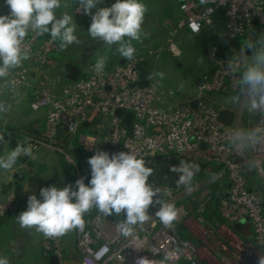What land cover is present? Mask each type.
<instances>
[{"label":"built area","instance_id":"built-area-1","mask_svg":"<svg viewBox=\"0 0 264 264\" xmlns=\"http://www.w3.org/2000/svg\"><path fill=\"white\" fill-rule=\"evenodd\" d=\"M0 1L5 3V0ZM179 11L178 28L200 34L217 22H223L222 36L226 41L225 45L217 42L208 45L206 60L212 68L211 77L202 79L189 101L169 110L161 105L165 98L175 93L174 88L166 92L152 82L140 86L142 66L150 59H159L163 50L149 51L135 55L134 60L106 66L101 75H96L93 63L80 78L69 80L57 73L58 61L54 53L59 51V42H52L49 36L30 34L25 41L30 59L12 76L18 90L21 87L29 89L31 108L45 109L47 115L43 128L24 131V141L33 145V151L49 149L65 156L74 149L76 139L86 158L97 150L110 154L131 150L148 162L156 159L177 165L182 159L195 162L200 170L190 192L183 186L150 179L154 186L163 190L165 201L177 205L178 222L187 218L196 223L195 216L203 218L201 212L209 199L205 187L227 177L229 186L222 199L221 213L232 221H250L253 235L250 239H242L226 226L225 235L231 241L226 243L217 237L219 229L204 223L200 226L202 230L198 228L199 233L211 239L196 244L184 239L176 225L173 229L165 227L155 217L157 208L150 206L151 225L147 223L134 238L124 240L114 232L117 220L113 216L105 220L97 213L84 221L79 244L80 264H133L138 256L163 259L169 252L176 253L172 264H257L258 256L264 254V196L258 193L253 175L264 179V144L242 150L231 142L238 130L264 129V115L251 111L245 121L243 106L234 102L241 67L235 63L228 67L232 55L240 49L238 39L248 38L257 26L263 29L264 0H214L210 4L182 0ZM8 12L9 9L1 15ZM76 12L86 15L82 10ZM219 49L225 52L224 56L218 55ZM167 50L176 58L182 54L181 47L173 39ZM36 67L38 76L34 79L31 76ZM62 79L66 82L62 83ZM211 94H222L232 101L217 108L210 100ZM193 101L197 102L196 106L191 104ZM222 108L235 111L232 124L220 122ZM116 110H121L122 115H116ZM126 114H131L129 122L125 121ZM98 127L101 133H94L92 129ZM252 160L258 161L260 167L248 166L246 162ZM70 162L80 169L77 159L72 158ZM15 202L13 194L0 202V218L16 207ZM196 202L200 205L197 209L194 208ZM190 232L193 234L192 230ZM52 239L53 242L45 245L49 251L47 255H56L60 260L56 264H64L59 238ZM129 244L142 249L137 251ZM150 249L159 255L154 256Z\"/></svg>","mask_w":264,"mask_h":264},{"label":"clouds","instance_id":"clouds-1","mask_svg":"<svg viewBox=\"0 0 264 264\" xmlns=\"http://www.w3.org/2000/svg\"><path fill=\"white\" fill-rule=\"evenodd\" d=\"M70 3L76 10L90 15L87 33L91 39L101 42L126 60L135 59L133 41L142 43L150 37L143 27L148 12L143 0H115L107 7H99L104 0H70ZM210 3L214 0H201V4ZM5 4L9 12L0 15V95L7 92L10 96H18L12 74L30 59V49L25 45L30 34L49 36L52 42H59L61 51L74 44L80 45L82 40L76 34L78 25L73 15L66 10L68 0H5ZM62 8L65 10L61 11ZM108 60L107 55L95 57L93 69L96 75L104 72ZM233 63L241 67L234 99L252 112L264 115V35L260 34L255 41L250 37L244 40L229 60L228 67L231 68ZM164 75L163 72L153 71L149 79L159 77L162 80ZM10 108L8 100L0 99V116H7ZM231 142L242 150L264 144V129L238 130ZM5 143H8L5 135L0 134V145ZM22 155H33L31 143H17L11 151L0 156V170L13 169ZM246 163L250 167H260L256 160ZM87 164L91 173L87 184L85 177H80L74 184L64 187H42L39 199L35 194L28 196L26 210L16 216L17 223L47 238H56L73 230L83 231L85 215L95 210L105 220L122 215L123 219H118L113 225L114 232L124 240H131L153 218L149 213L151 206L157 208L155 217L165 227L174 228L178 222V209L174 203L162 198L160 187L150 182L154 170L146 166L143 158L131 150L111 154L97 150L88 158ZM199 170L197 163L183 159L179 165L170 168L178 175L176 185L189 192ZM134 248L137 251L142 249ZM150 251L154 256L159 255L152 249ZM174 255L175 252H169L163 259L138 256L133 264H172ZM0 264H11V260L0 255ZM257 264H264V254L258 256Z\"/></svg>","mask_w":264,"mask_h":264},{"label":"crops","instance_id":"crops-1","mask_svg":"<svg viewBox=\"0 0 264 264\" xmlns=\"http://www.w3.org/2000/svg\"><path fill=\"white\" fill-rule=\"evenodd\" d=\"M181 1L182 0H143V2L148 7V12L146 13L143 27L148 28L147 32L150 33V37L144 39L142 43L133 41V46L136 48L135 55L154 50H163L159 59H150L144 65L143 70L146 72L148 78L153 71H156L155 67L158 62H161L165 57L168 60L167 47L169 41L172 39L175 40L185 52H188L189 49V52L192 54L191 56H195L197 59V65H178L179 68L183 70L182 74L186 79L179 83L176 88H174L176 90L174 93L175 96L171 95L168 96V99H164L168 103L163 102L162 106L166 108H172L174 104L180 105L191 99L199 84L196 82L197 78L200 77L202 81L205 74L209 71V66L206 60L208 45L212 42L225 45L226 41L221 38L225 31L223 22H217L214 26L204 29V31L200 34H193L187 28H178L177 23L180 16L179 4ZM68 2L69 7L66 10L73 15L75 23L78 25L76 34L80 38H91L87 31L84 32L83 36H81L79 33L82 28L88 29L90 26V15H86L87 17L79 16L76 12L75 6L71 5L70 0H68ZM113 3H115V0H104V3L99 5V7L111 6ZM7 9V5L0 1V15ZM64 10L65 9L63 8L61 9V11ZM92 12L94 13L95 9H93ZM85 18L89 20V24L85 22ZM96 42L98 43V41ZM94 43L95 40H91L89 41L88 45L91 46ZM58 54L59 61H63V64L68 61L75 62L82 68L83 71L89 65L95 63V57L99 55H107L109 57L107 66L114 64V61L117 58L120 60L123 59L118 54H115L114 50H110L108 48H106V51L103 52V54L92 55L89 58L82 55L85 54L82 51L79 55H63L60 51ZM57 73L61 74L59 64ZM36 76H38L37 67L34 68L31 77L35 79ZM165 81L166 78L162 82ZM150 82L156 83L158 86L163 88L162 85L158 84V77L150 79ZM18 92V96H12V100H8L9 104L13 108L18 105V102H20L22 103L20 107H25V110L23 109V116L20 114V116H15L13 118V115H9V113L7 116H0V134H4L5 140L8 141V143L0 145V156H3L6 151H11V149L14 148L17 143L26 144L23 136L24 131L43 128L46 119L47 111L45 109L33 110L31 108L30 92L27 87H21ZM1 96L2 95H0V99ZM217 96V94H211L210 100L215 106L220 108L224 105L221 104L218 106ZM57 157L58 156L56 152L49 149L33 151V155L31 157L22 155L18 159L13 169L9 171L0 170V195L7 193L9 190H13L18 192L21 197L28 198V196L31 194H39L42 187L58 185V182L54 177L48 178L45 173H43V171L45 172V170H48L49 168L59 169L63 172L61 162ZM45 178L48 179L46 180ZM24 210L26 209H22L21 211ZM20 212L9 216L7 224L8 230L11 232V242L15 245L14 249L12 250V263H28L21 262L20 258H22V256H25L26 258L29 252L33 255H37L36 260H31L35 261V264H50L49 259L44 257L40 247L41 237L43 234L34 230H32L30 234L24 233L19 228L16 221V216Z\"/></svg>","mask_w":264,"mask_h":264},{"label":"rangeland","instance_id":"rangeland-1","mask_svg":"<svg viewBox=\"0 0 264 264\" xmlns=\"http://www.w3.org/2000/svg\"><path fill=\"white\" fill-rule=\"evenodd\" d=\"M79 16L87 17L86 15H79ZM85 20H86L85 22H87V24L90 23L87 18H85ZM144 30L147 31L148 28H144ZM86 31H87V28H85V29L82 28L79 33H80L81 36H83L84 32H86ZM204 38H207V37H204ZM81 40H82V43L80 45H75L74 44V45L70 46L69 48H67L64 51H61L60 49H59V51L63 55L64 54H66V55L78 54L79 55V54H81V51H82V52L85 53V54H82V55H84V56H86L88 58L90 56H92V55L103 54V52L106 51L107 47L104 44H102L101 42H99V41H98V43L95 41V43L93 45L89 46L88 43H89V41L92 40L91 38H81ZM181 49H182V47H181ZM84 50H86V51H84ZM189 51L190 50L188 49V52L187 51L185 52L182 49V54H181V56L179 58H176V57L172 56L168 52V60L165 57L164 59H162L161 62L157 63V65L155 67V70L157 72H163L165 74L164 78L162 80L158 77L159 78L158 84L162 85L166 92H168L169 88H176V86L179 83H181L183 80L186 79L185 76H183V74H182L183 70L180 69L179 66H178L179 64H183L185 66H187V65H197L198 64L197 59L195 58V56H191L192 54ZM26 65L27 64H24L23 67H25ZM165 78H166V81L162 82V81H164ZM30 80H33V79H30ZM61 82L64 83L66 81H64V79H62ZM175 92H176V90H175ZM217 95H218L217 96L218 97V102H217L218 106L221 105V104H223V105L230 104V102L232 101L231 99H228L226 96H224L222 94H217ZM173 96H175V95L173 94ZM1 99H6V100L10 99V100H12V96H10L7 92H5L4 95L1 96ZM166 99H168V97ZM163 102L165 103L167 101L163 100ZM234 102L236 104H238L237 101H234ZM21 104L22 103L18 102V105L16 107L12 108V106H11L9 115H13V118L15 116H20V114L23 116L25 107L21 108L20 107ZM236 104H234V106ZM179 106H180L179 104L178 105L174 104V106H172V108H166V107L161 105L162 108L168 109V110L177 108ZM215 107H217V106H215ZM242 109H243V114L242 115H243V117H245V121H247L251 110L246 108V107H243ZM92 130L94 131V133H99L100 132L99 131L100 130L99 127L96 128V129H92ZM74 138H76V137H74ZM74 141H75L74 143L76 144V139ZM67 153H68L67 154L68 156H65L64 154L56 152V154L58 156L57 158L60 160V162L62 160L66 161L72 168L75 169V174H76L77 179L80 178V177H84L81 169L77 170L73 166V164L70 162V160L72 158L76 159L74 154L69 152V151ZM77 163H78V161H77ZM43 173H45V175L48 178L49 177L50 178L54 177L56 179V181L58 182V185H56L57 187H64V186L67 185L66 177H65L64 173L61 170L49 168L48 170H45V172L43 171ZM253 175H254V181L256 183L255 187H256L258 193L260 191L263 194V196H264V179L258 177L257 174H255V173ZM11 194L14 195V198L16 200V202H15L16 203V207L13 210H11V211H7L0 218V255L8 256L10 260L12 258V250L14 249L15 245L11 242V239H10L11 238L10 237L11 236V232L8 230V225H7L8 224V218L12 214L18 213L22 209H26V207H27V199H28V198L21 197L20 194L18 192H16V191L9 190L7 193L0 195V202L1 201L3 202L6 199V197L8 195H11ZM37 197L40 198L39 194H37ZM222 201L223 200H221L220 207L222 206ZM176 207H177V205H176ZM87 218L84 217V221H86ZM224 218H226V217H224ZM195 219L197 221L196 223L192 222L191 220H189L187 218L186 219H182L181 221L178 222V224H183V226L188 228L190 231L191 230L193 231L192 232L193 234L188 235V237H184V239H189L191 241L193 240L194 242H196V244L201 243L203 241V239H211L210 237H206V236L202 235L201 233H199L200 231L198 229L199 228L198 226H201V224L205 223L204 219L201 218L200 216H198V217L195 216ZM230 222H233V221L230 220L229 218H226V221H224V223L219 224V225L216 226V229H219L217 231L218 233L216 235H217V237H219L220 241H224L225 240L226 243L231 242L230 238H228V236L225 235V232H224V229L226 228V226H228L227 224L230 223ZM151 223H152V221H150L148 223V226L151 225ZM175 225L177 226V222L175 223ZM83 233L84 232L83 231L80 232V230H73L72 232H70V233H68V234H66L64 236L58 237L60 245L63 248L61 253L64 255V260H63L64 264H80L79 258H80L81 251L79 250V244L81 243V239L83 237ZM48 241L53 242L54 239L47 238L44 235H42L40 247L42 249V252H43V255H44L45 258L47 256V254L49 253V251H47L46 248H45V245H46V243ZM26 258H25V256H22V258H20V261L23 262V263L28 262L26 264H35V261H31V260H33V259L36 260L37 259V255H33V254L28 252V255L26 256ZM12 261L13 260H11V264H13ZM58 261H60V260H58ZM14 264H17V263H14Z\"/></svg>","mask_w":264,"mask_h":264},{"label":"trees","instance_id":"trees-1","mask_svg":"<svg viewBox=\"0 0 264 264\" xmlns=\"http://www.w3.org/2000/svg\"><path fill=\"white\" fill-rule=\"evenodd\" d=\"M260 34L264 35V27L261 30ZM259 35L253 36L251 39L255 41ZM246 39L248 38L245 37V38L238 39L237 44L239 45V48L241 47V43ZM58 52L54 53V57L58 61L61 74L64 75V64H63V61H59ZM119 61L120 59L117 58L115 59L114 63L119 62ZM144 65L142 66V68H144ZM211 75H212V68L209 67V71L205 74L203 79H208L211 77ZM71 152L76 157L79 167L85 177V183L87 184L88 181L91 179L90 167L87 164L88 158H86L85 153L81 150L78 143L74 145V149ZM145 162H146V166L152 167L154 170L153 176L150 177V179H154L158 181L159 183L167 182L168 184L176 186L178 175L170 171L171 166L177 165L176 163H172L169 161L167 163L161 159H156L153 162H148V160H145ZM61 165H62L63 173L67 180V185L74 184L75 180L77 179L76 174H75V169L72 168L64 160L61 161ZM228 186H229V180L227 179V177H224V178L214 180L213 182H211L205 187V191L209 193V199L204 203L201 216L203 217L205 223L210 224L213 227H216L217 225L222 224L224 223V221H226V218H224V216L221 213L220 203H221V200L226 196V191L228 190ZM198 206L199 205L197 202L194 203L195 209H197ZM95 214H97V212L93 210L89 214H86L85 218L92 217ZM113 217L116 220L123 219L122 215L120 217H115V216ZM227 225L242 239H250L253 235V226L250 221H233V222L228 223ZM176 229H177V232L183 238L188 237V235H191V232L185 226H183V224H178V222H177ZM46 259H49V255L46 256Z\"/></svg>","mask_w":264,"mask_h":264},{"label":"water","instance_id":"water-1","mask_svg":"<svg viewBox=\"0 0 264 264\" xmlns=\"http://www.w3.org/2000/svg\"><path fill=\"white\" fill-rule=\"evenodd\" d=\"M255 24H258V21L255 20L254 21ZM261 32V28L259 26H257L254 31L248 35V38H252L253 36L259 35ZM223 40H225V37L222 36L221 37ZM222 46V45H220ZM219 56H224L225 52L221 49H219V51L217 52ZM126 59L123 58L122 60H120V62H124ZM83 75V70L82 68L77 65L75 62H65L64 64V76L69 79V80H77L78 78H80ZM141 78L142 81L140 82V86H147L150 83V79L148 78L146 72L144 70L141 71ZM197 84L201 82V78L198 77L196 80ZM192 105L196 106L197 102L193 101L191 102ZM116 115L121 116L122 115V111L121 110H116L115 111ZM236 117V113L233 109H229V108H222L219 112V120L220 122L226 124V125H230L234 122ZM131 118V114H126L125 115V121L129 122ZM263 208H264V203H263ZM19 228L26 234H30L32 232V230L29 229H25L23 227H21L18 224ZM49 261L50 264H56L58 262V258L56 255L51 254L49 255Z\"/></svg>","mask_w":264,"mask_h":264},{"label":"bare ground","instance_id":"bare-ground-1","mask_svg":"<svg viewBox=\"0 0 264 264\" xmlns=\"http://www.w3.org/2000/svg\"><path fill=\"white\" fill-rule=\"evenodd\" d=\"M201 230H202V227L198 226ZM225 233H227L225 230H224ZM234 238V241L237 240L235 237Z\"/></svg>","mask_w":264,"mask_h":264}]
</instances>
